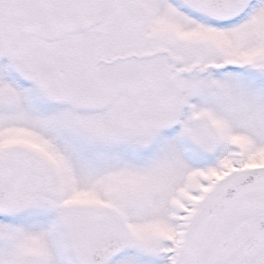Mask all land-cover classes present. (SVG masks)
Instances as JSON below:
<instances>
[{
	"label": "snow or ice",
	"instance_id": "6c2138e0",
	"mask_svg": "<svg viewBox=\"0 0 264 264\" xmlns=\"http://www.w3.org/2000/svg\"><path fill=\"white\" fill-rule=\"evenodd\" d=\"M0 264H264V0H0Z\"/></svg>",
	"mask_w": 264,
	"mask_h": 264
}]
</instances>
